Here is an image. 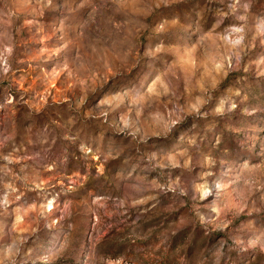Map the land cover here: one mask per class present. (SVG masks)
<instances>
[{
	"label": "rangeland",
	"instance_id": "rangeland-1",
	"mask_svg": "<svg viewBox=\"0 0 264 264\" xmlns=\"http://www.w3.org/2000/svg\"><path fill=\"white\" fill-rule=\"evenodd\" d=\"M0 264H264V0H0Z\"/></svg>",
	"mask_w": 264,
	"mask_h": 264
}]
</instances>
